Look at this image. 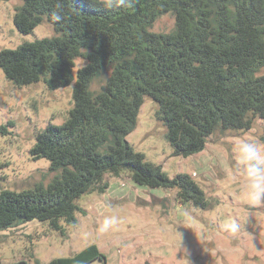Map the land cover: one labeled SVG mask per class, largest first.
Wrapping results in <instances>:
<instances>
[{"label": "trees", "instance_id": "trees-1", "mask_svg": "<svg viewBox=\"0 0 264 264\" xmlns=\"http://www.w3.org/2000/svg\"><path fill=\"white\" fill-rule=\"evenodd\" d=\"M167 13L175 16V30L151 31ZM43 21L56 34L0 50V69L19 86L43 80L54 90L74 82V106L62 124L39 132L31 149L33 158L50 161L52 180L0 192V231L33 219L54 230L77 225L84 212L77 199L104 193L107 174L127 173L137 184L175 189L185 205L209 207L190 174L169 176L127 136L146 96L157 103L175 156L203 151L216 131L247 130L264 118V75L257 74L264 67V0H133L113 9L93 0H21L16 6L18 31L30 33ZM78 58L86 63L75 77ZM107 70V82L92 90ZM97 259L107 262L93 244L48 264Z\"/></svg>", "mask_w": 264, "mask_h": 264}, {"label": "rangeland", "instance_id": "rangeland-1", "mask_svg": "<svg viewBox=\"0 0 264 264\" xmlns=\"http://www.w3.org/2000/svg\"><path fill=\"white\" fill-rule=\"evenodd\" d=\"M19 4L21 0H0V50L56 34L48 21L30 33L18 31L14 14ZM175 28V16L167 13L151 31L169 33ZM85 63L76 59L75 77ZM257 74L264 75V67ZM104 83L96 78L91 89L99 90ZM73 87L74 82L51 90L43 80L19 86L0 69V192L52 180L50 161L33 158L31 149L47 125L67 119L74 106ZM156 110L157 103L146 96L127 140L169 176L190 174L205 191L209 207L185 205L175 189L140 185L127 173L107 174L104 193L77 199L84 209L77 213V225L63 223L62 229L54 230L47 221L33 219L0 231V264H48L93 244L107 262L97 259L89 264H264V203L248 198L233 152L241 139L264 143V118L257 117L247 130L216 131L203 151L183 157L173 155ZM113 216L117 223L103 229V221ZM231 221L239 226L235 233L224 228Z\"/></svg>", "mask_w": 264, "mask_h": 264}, {"label": "clouds", "instance_id": "clouds-1", "mask_svg": "<svg viewBox=\"0 0 264 264\" xmlns=\"http://www.w3.org/2000/svg\"><path fill=\"white\" fill-rule=\"evenodd\" d=\"M105 9L120 7H131L133 0H93ZM52 19L60 21L62 16L53 13ZM98 79L107 82V75L99 74ZM234 156L238 165V171L244 179V189L248 198L255 203H264V143L241 139L233 146ZM117 223L116 217L106 218L102 228ZM224 228L232 233L238 231V224L235 221L225 223Z\"/></svg>", "mask_w": 264, "mask_h": 264}]
</instances>
